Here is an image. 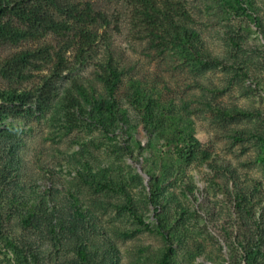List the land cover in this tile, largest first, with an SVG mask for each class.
I'll list each match as a JSON object with an SVG mask.
<instances>
[{"label": "rangeland", "instance_id": "obj_1", "mask_svg": "<svg viewBox=\"0 0 264 264\" xmlns=\"http://www.w3.org/2000/svg\"><path fill=\"white\" fill-rule=\"evenodd\" d=\"M77 1L105 14L96 46L79 60L71 42L47 107L0 114L15 133H0V264H264V0H187L196 49L133 38L128 0ZM72 35L0 42V57ZM109 54L115 100L96 66ZM73 79L112 108L72 124Z\"/></svg>", "mask_w": 264, "mask_h": 264}, {"label": "trees", "instance_id": "obj_2", "mask_svg": "<svg viewBox=\"0 0 264 264\" xmlns=\"http://www.w3.org/2000/svg\"><path fill=\"white\" fill-rule=\"evenodd\" d=\"M240 3L241 0H236ZM131 6L130 33L138 40L147 39L158 49L170 45H186L196 49L199 40L198 32L190 28L189 23L195 22L187 0H128ZM97 20L106 22L105 14L95 11L90 2L84 5L77 0H0V42L18 43L23 39L38 40L49 33L73 35L60 45L44 44L23 49L11 56L0 57V75L18 80L27 79L31 75L28 68H42L50 63L48 71L43 74L39 83L29 89L0 87V102L11 107L10 112L0 107L1 115H10L12 108L19 112L37 107L44 109L53 100L58 82L67 70L64 55L71 42L78 45L77 59L96 45V35L92 26ZM199 54V59L209 63H219L217 57ZM98 78L113 100L121 76V70L112 54L96 61ZM138 99V93L134 96ZM87 104L97 111L112 108L111 102L97 99L88 89L76 80H72L62 99V105L68 120L77 125L81 118L89 115ZM6 138H13L15 133L8 129L0 130ZM196 141L194 137L188 138ZM197 142V141H196ZM194 148V146H193ZM84 250L80 256L85 257Z\"/></svg>", "mask_w": 264, "mask_h": 264}]
</instances>
